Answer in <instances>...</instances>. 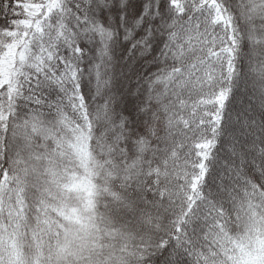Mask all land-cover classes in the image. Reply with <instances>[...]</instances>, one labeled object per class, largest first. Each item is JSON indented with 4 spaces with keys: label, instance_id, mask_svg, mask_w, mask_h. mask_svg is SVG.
<instances>
[{
    "label": "snow or ice",
    "instance_id": "obj_1",
    "mask_svg": "<svg viewBox=\"0 0 264 264\" xmlns=\"http://www.w3.org/2000/svg\"><path fill=\"white\" fill-rule=\"evenodd\" d=\"M0 264H264V0H0Z\"/></svg>",
    "mask_w": 264,
    "mask_h": 264
}]
</instances>
